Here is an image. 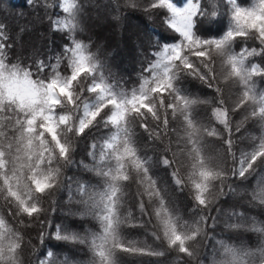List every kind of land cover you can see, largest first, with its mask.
Returning <instances> with one entry per match:
<instances>
[{
  "label": "snow or ice",
  "instance_id": "1",
  "mask_svg": "<svg viewBox=\"0 0 264 264\" xmlns=\"http://www.w3.org/2000/svg\"><path fill=\"white\" fill-rule=\"evenodd\" d=\"M138 13L164 33L132 28ZM15 15L0 20V264H264V0ZM105 23L114 45L89 34ZM121 49L135 79L112 69Z\"/></svg>",
  "mask_w": 264,
  "mask_h": 264
},
{
  "label": "trees",
  "instance_id": "2",
  "mask_svg": "<svg viewBox=\"0 0 264 264\" xmlns=\"http://www.w3.org/2000/svg\"><path fill=\"white\" fill-rule=\"evenodd\" d=\"M3 8L9 15H4L0 13V20L6 21L10 27H15L17 24H22L23 21L20 20L16 15L15 11H21L26 9V0H5ZM30 18V17H29ZM145 23L147 24H154L156 31L159 33H164V30L159 26L158 22L154 21H145L141 15L138 13L133 19L129 22L132 28H135L137 25L144 26ZM107 35L105 36V34ZM94 39H107L111 44H115L116 37L113 36L112 32L109 30V26L105 23L104 26H99L93 29L91 33ZM167 35V34H165ZM26 39L31 41L32 43H38L39 37L37 36V32L33 31L30 33ZM251 43V42H249ZM259 62L260 58H254ZM112 64L113 71L117 74V76H123L127 79L129 74L132 75V79H135L134 70L136 69L137 65L131 59L130 51L123 50L114 55V57L110 60ZM25 232H30L34 235L36 229H23Z\"/></svg>",
  "mask_w": 264,
  "mask_h": 264
},
{
  "label": "rangeland",
  "instance_id": "3",
  "mask_svg": "<svg viewBox=\"0 0 264 264\" xmlns=\"http://www.w3.org/2000/svg\"><path fill=\"white\" fill-rule=\"evenodd\" d=\"M100 26H104V24H101ZM107 35V33L105 34V36Z\"/></svg>",
  "mask_w": 264,
  "mask_h": 264
}]
</instances>
